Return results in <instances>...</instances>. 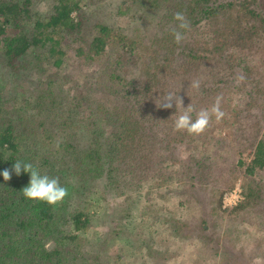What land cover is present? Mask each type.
I'll use <instances>...</instances> for the list:
<instances>
[{
  "label": "trees",
  "instance_id": "trees-1",
  "mask_svg": "<svg viewBox=\"0 0 264 264\" xmlns=\"http://www.w3.org/2000/svg\"><path fill=\"white\" fill-rule=\"evenodd\" d=\"M43 1L49 4L45 16L37 10ZM81 1L0 0V173L17 160L31 162L41 174L58 177L69 193L50 206L23 196L28 173L13 172L7 182L0 175V264H21L20 258L78 264L63 262L66 255L49 247L47 238L58 234L56 219L76 203L69 220L85 229L95 216L85 211L91 194L107 204L111 192H160L156 174L178 179L181 194L202 207L195 220H170L172 231L195 229L225 264H264V251L249 259L254 246L264 247V0H127L138 17L158 15L145 41L138 32L99 22L95 33L84 31L96 8ZM176 12L190 23L179 45L171 34ZM70 50L93 67L83 81L62 70ZM238 76L244 77L239 84ZM197 79L199 91L190 87ZM169 91L196 112L222 96L225 116L218 123L213 117L200 136L177 132L182 110L156 105ZM71 111L77 117L68 118ZM242 175L243 198L227 210L224 193ZM223 222L228 227L220 236ZM250 232L262 240L245 251L241 242ZM99 261L111 264L106 257Z\"/></svg>",
  "mask_w": 264,
  "mask_h": 264
},
{
  "label": "rangeland",
  "instance_id": "rangeland-1",
  "mask_svg": "<svg viewBox=\"0 0 264 264\" xmlns=\"http://www.w3.org/2000/svg\"><path fill=\"white\" fill-rule=\"evenodd\" d=\"M81 3H90L87 7L96 8V10L91 9L90 19L92 22L88 24L90 27L84 29L90 33H95V23L99 22L109 24L118 30L122 28L129 35L138 32L140 37L145 38L142 39L145 41L149 38V34L154 31L155 22L158 20V15H149V13L143 17H138L141 13L136 14L131 2L127 0H82ZM98 4L100 7H97ZM48 9L49 4L45 1L37 7L41 16H45ZM71 15L76 19L78 13L73 11ZM61 39L62 37H60V41ZM78 41L79 39H75L72 42L78 45L81 43ZM82 45L86 46V43L84 42ZM66 57L69 59L63 63L62 70L73 74V77L78 76L79 81H83V77L88 75L90 70L93 71V67L83 61L82 55L76 56L75 50L68 51V55H65L64 58ZM100 58L98 56L95 59ZM112 64H115L113 69L118 68L114 59ZM92 65L98 67V63L95 61ZM95 94L93 96L97 95ZM98 95L102 96V93L100 92ZM102 98L106 100L104 96ZM107 106L106 102L104 107ZM65 114L68 118L77 117L73 111L70 114ZM224 133L225 131H223ZM62 135L63 133L59 131L58 136L62 138ZM247 159L249 160V158ZM156 177L158 181L155 182L162 184L160 192H156L158 190L156 188L145 189L144 192L135 190L126 195H115L111 192L106 195L107 204L103 199L100 201L98 194H91L90 202L86 204L85 211L95 216L92 218L93 222L85 229H76L74 223L69 220L70 211L74 209L73 206L76 203L72 204L65 217H62L60 221L56 219L54 223L55 226L58 225V234H55L54 238L46 237L49 247L57 246V250L61 253L59 255H66V257H62L63 262L67 260L78 264L83 263L82 260L87 257L95 260L93 264H100L99 260L103 257L109 259L111 264H225L226 262L223 261L222 257L213 253L211 243L206 245L196 238L197 231L195 229L187 228L179 232L172 231V226L169 224L170 220L180 216H183L184 219L191 220L193 218L195 220L201 216L202 207L199 206L195 197L187 193L181 194L180 189L183 184L175 177L171 175L161 177L159 174H156ZM242 181L243 175L240 176L233 189L224 193L223 207L227 210L242 200ZM236 189L241 195L237 200L235 199L236 196L231 197ZM80 203L82 204V202ZM242 225L252 230L249 225L243 224V222ZM226 227H228L226 222L218 227L220 236L223 235ZM212 229L213 226L210 230ZM218 229L214 231L217 232ZM72 235H76V237H70ZM246 235L241 242V247L245 251H252L249 248L254 246L255 239L257 237L259 239L260 235L255 232ZM261 240L260 238L259 241ZM223 242L224 239L220 245ZM254 248H256L254 254L249 256L252 261L260 259L258 256L264 251L263 246H254ZM261 260L264 262V257ZM20 261L21 264H28L27 259L20 258Z\"/></svg>",
  "mask_w": 264,
  "mask_h": 264
},
{
  "label": "clouds",
  "instance_id": "clouds-1",
  "mask_svg": "<svg viewBox=\"0 0 264 264\" xmlns=\"http://www.w3.org/2000/svg\"><path fill=\"white\" fill-rule=\"evenodd\" d=\"M173 19L177 22L176 26L171 27V34L174 42L179 45L185 40L184 31L190 29V23L183 12H176ZM244 80L243 76H238L236 83L239 84ZM192 89L197 91L201 88L199 79L193 80L190 84ZM222 96H217L214 104L210 109H200L196 112L194 106L189 104L183 106V99L178 93L169 91L156 100L158 108L172 109L175 105L176 112L182 110L176 116L174 121V130L177 132H186L189 135L200 136L210 126L213 117L216 122H220L225 113L221 109ZM196 112V118H192V113ZM17 176L22 172L30 175L29 184L22 189V194L26 199L47 203L50 206H56L63 202L68 196V189L61 185L58 177H50L47 174H41L40 170L31 162L17 160L11 169H5L0 175L3 176L5 182L12 179V173Z\"/></svg>",
  "mask_w": 264,
  "mask_h": 264
},
{
  "label": "built area",
  "instance_id": "built-area-1",
  "mask_svg": "<svg viewBox=\"0 0 264 264\" xmlns=\"http://www.w3.org/2000/svg\"><path fill=\"white\" fill-rule=\"evenodd\" d=\"M237 188H239V187H237ZM234 192H235L234 195L232 194L231 197H232V196H236V197H235L236 200H237L238 197H241V195L237 192V189H236ZM231 197H230V198H231ZM227 198H229V197H227ZM236 200H235V201H236ZM235 201H234V202H235Z\"/></svg>",
  "mask_w": 264,
  "mask_h": 264
}]
</instances>
